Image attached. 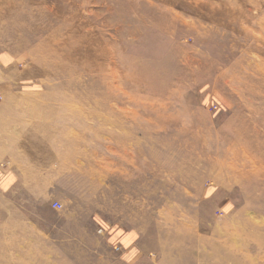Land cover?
<instances>
[{"label": "rangeland", "instance_id": "rangeland-1", "mask_svg": "<svg viewBox=\"0 0 264 264\" xmlns=\"http://www.w3.org/2000/svg\"><path fill=\"white\" fill-rule=\"evenodd\" d=\"M165 1L0 0V97L53 106V148L0 189V264H264V0L128 27ZM54 35L71 47L50 63ZM244 121L249 158L229 152Z\"/></svg>", "mask_w": 264, "mask_h": 264}, {"label": "crops", "instance_id": "crops-1", "mask_svg": "<svg viewBox=\"0 0 264 264\" xmlns=\"http://www.w3.org/2000/svg\"><path fill=\"white\" fill-rule=\"evenodd\" d=\"M45 95L38 94H12L5 98L0 97V163L6 158L13 160L6 164L7 168H0V189H13L20 179L22 169L19 163L25 164L27 160L40 151L53 148V121L52 116L47 118L37 116L47 109L53 111V106L47 103ZM46 124L49 129L46 130ZM25 162H24V161ZM5 167V165H3ZM10 166V167H9ZM21 180V179H20ZM1 189V190H2ZM110 240L113 244L124 246L133 245L131 228L116 225L110 228ZM124 254L126 262L132 261L135 252L130 250ZM136 258V257H135ZM131 259V260H130Z\"/></svg>", "mask_w": 264, "mask_h": 264}, {"label": "bare ground", "instance_id": "bare-ground-1", "mask_svg": "<svg viewBox=\"0 0 264 264\" xmlns=\"http://www.w3.org/2000/svg\"><path fill=\"white\" fill-rule=\"evenodd\" d=\"M180 1V0H179ZM182 1V0H181ZM180 1V2H181ZM132 2V1H131ZM135 2V1H134ZM178 3V0H166L165 1V4L160 7V6H156L154 8V17H138V19L132 21L130 23V25L128 26L129 28L131 27H134L135 29H138V28H142V27H147L148 23H149V19L151 21V23H153L158 29L162 30V31H172V28L174 27V25H176L177 23H180V24H186V19H184V17H182L180 14L176 13L174 11V9L172 8L173 5H176ZM189 12V11H188ZM127 27V29H128ZM85 35V34H83ZM81 37V36H80ZM86 38H84L85 40ZM60 42H62L59 37H57L56 35L52 36L51 37V40L49 41L47 47L50 49V50H54L53 52H51V59L49 58L50 60V63H53L54 60L56 59H59V56H57L56 51L62 49L63 52H66L68 53L69 50H66L67 48L71 47L70 44H59ZM84 42V41H83ZM86 42V40H85ZM86 43H84L85 45ZM107 45H109L107 43ZM37 49H44L43 46H38ZM65 50V51H64ZM85 52V51H83ZM86 53L88 54L89 51H86ZM91 53V52H90ZM90 54H88L89 56ZM189 61V60H188ZM99 68H101V66H98ZM112 69H110V71L114 73V70H113V66L111 65ZM243 67V66H242ZM232 71L235 70V67H233L231 69ZM73 70H71L72 72ZM246 71V70H245ZM248 71V69H247ZM224 74V73H223ZM231 74V73H230ZM139 76L140 79H145L146 75L144 74H141L142 77H140V75H137ZM155 76H157L156 74H153L152 78H154ZM144 77V78H143ZM149 77V76H148ZM148 77H147V80H148ZM237 77V76H236ZM245 79V78H244ZM234 80V79H233ZM248 80V79H247ZM258 80V78H257ZM260 80V79H259ZM232 82V81H231ZM248 82V81H247ZM246 85V83H245ZM162 87V86H161ZM237 88V86H236ZM260 89V88H259ZM165 90V89H164ZM150 92L154 93V94H158L159 92L155 91V90H149ZM243 121V120H242ZM239 132H243V133H240V140H238V142H234V145L236 146L235 148H230L229 149V152L232 153L233 151V155L234 156H237L238 152L239 151H242L245 155H247L244 151L245 149H251L253 147H256V150H260L262 149V146L261 145H256V144H252V143H249L247 142L245 139L247 136H249L250 134H253L255 137H256V141L258 139V129L257 127H255L254 125L251 127L249 126L248 124H246V122L244 121V125L242 123L241 125V131ZM237 133V132H236ZM242 142V143H241ZM238 144V146H237ZM248 156V155H247ZM249 158V156H248ZM253 162V161H252ZM254 163V162H253ZM245 164V163H244ZM235 172V171H234ZM231 174V172L229 173ZM242 174V173H241ZM231 176V175H230ZM13 237H14V234H13ZM8 250H10L9 248H6Z\"/></svg>", "mask_w": 264, "mask_h": 264}, {"label": "built area", "instance_id": "built-area-1", "mask_svg": "<svg viewBox=\"0 0 264 264\" xmlns=\"http://www.w3.org/2000/svg\"><path fill=\"white\" fill-rule=\"evenodd\" d=\"M216 108V107H215ZM217 109V108H216ZM61 208V206H59Z\"/></svg>", "mask_w": 264, "mask_h": 264}]
</instances>
